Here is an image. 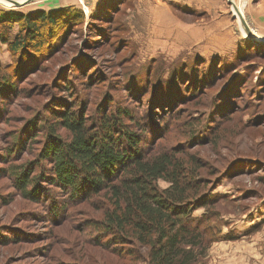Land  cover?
Wrapping results in <instances>:
<instances>
[{
	"label": "rangeland",
	"instance_id": "1",
	"mask_svg": "<svg viewBox=\"0 0 264 264\" xmlns=\"http://www.w3.org/2000/svg\"><path fill=\"white\" fill-rule=\"evenodd\" d=\"M233 3L264 39V0ZM63 7L84 17L60 19L66 23L50 30L54 37L47 34L51 43L39 53L12 52L0 41V64L13 83L0 93V264H147L145 247L101 230L100 195L68 200L43 179L33 196L15 183L11 171L19 167H29V177L48 172L50 159L41 154L51 139L39 119L72 106L91 127L124 109L142 126L121 119L140 136V148L177 149L192 170L191 197H211L193 210L208 212L200 227L211 233L193 248L191 264H264V43L243 33L232 1L33 0L13 7L0 0V9L24 12ZM56 131L69 136L60 125Z\"/></svg>",
	"mask_w": 264,
	"mask_h": 264
},
{
	"label": "trees",
	"instance_id": "2",
	"mask_svg": "<svg viewBox=\"0 0 264 264\" xmlns=\"http://www.w3.org/2000/svg\"><path fill=\"white\" fill-rule=\"evenodd\" d=\"M73 10V7L26 12L0 9V26L7 28L0 30V41L6 42L12 52L31 49L33 54L39 53L51 43L47 42V34L54 37L50 30H60L66 23L60 19L74 21L79 15L84 17L82 10L76 9L78 14ZM38 22L46 33L39 31ZM12 25L18 26L13 34L9 29ZM6 70L0 64V93L13 87ZM71 108L50 111L49 117L39 119L47 139H51L41 154L50 159L49 174L39 170L29 177V167L12 170L22 193L38 194L39 183L44 179L66 190L68 200L100 195L106 200L100 227L113 235V241L130 240L135 249L145 247L147 264H191L195 257L193 248L202 244L203 234L211 233L208 225L200 227L209 220L208 212L193 216V210L206 205L211 197H191L192 170L183 167L176 156L177 149L152 153L140 148V136L121 123L122 117H131L124 109L103 115L92 121L95 126L91 127L82 112ZM51 116L54 123L47 122ZM130 124L142 129L133 116ZM57 125L69 133L67 138L57 133ZM160 179L168 185L159 187Z\"/></svg>",
	"mask_w": 264,
	"mask_h": 264
},
{
	"label": "water",
	"instance_id": "3",
	"mask_svg": "<svg viewBox=\"0 0 264 264\" xmlns=\"http://www.w3.org/2000/svg\"><path fill=\"white\" fill-rule=\"evenodd\" d=\"M7 2L10 3V5L12 6H15V7H18V6H21V5H25L33 0H23L22 2H19L18 0H5ZM232 1V5L233 7L236 8V5L233 3V0H230ZM237 14H238V18L240 20V23L243 27V33L251 40L257 42V43H264V39H259L257 34L255 33V31L248 25L247 21L245 20V17L239 12L237 11Z\"/></svg>",
	"mask_w": 264,
	"mask_h": 264
},
{
	"label": "bare ground",
	"instance_id": "4",
	"mask_svg": "<svg viewBox=\"0 0 264 264\" xmlns=\"http://www.w3.org/2000/svg\"><path fill=\"white\" fill-rule=\"evenodd\" d=\"M3 1H5V0H3ZM22 1H23V0H21V1H19V2H22ZM5 2H7V1H5ZM7 3H9V2H7ZM9 4H10V3H9ZM11 6H12V5H11ZM21 6H23V5H21ZM13 7H15V6H13ZM19 7H20V6H19ZM232 8H233V10H235V13H236L235 15H236L237 18H238L237 11H239V10L237 9V6H236V8H235V7H232ZM239 12H240V11H239ZM161 13H162V12H160L159 16L161 15ZM163 13H164V12H163ZM240 13H241V12H240ZM164 14H165V13H164ZM241 14H242V13H241ZM242 15H243V14H242ZM238 19H239V18H238ZM239 21H240V20H239ZM157 22H158V21H157ZM159 24H160V23H159ZM162 24L165 25V24H166V21H165V24H164V22H162ZM173 24H174L173 22H172V23L169 22L168 25H165L164 27H166V26H171V25H173ZM163 25H162V26H163ZM240 25H241V23H240ZM175 26H176V25H175ZM241 27H242V25H241ZM159 28H160V26H159ZM159 28H158V30H159ZM167 28H168V27H167ZM155 29H156V28H155ZM161 29L163 30V29H165V28H161ZM161 29H160V30H161ZM242 29H243V27H242ZM257 36H258V38L263 39V37H260L259 35H257Z\"/></svg>",
	"mask_w": 264,
	"mask_h": 264
},
{
	"label": "crops",
	"instance_id": "5",
	"mask_svg": "<svg viewBox=\"0 0 264 264\" xmlns=\"http://www.w3.org/2000/svg\"><path fill=\"white\" fill-rule=\"evenodd\" d=\"M21 1V0H20ZM62 2H63V5L67 2V0H62ZM56 5H58L59 4V1H58V3H55ZM200 4V3H199ZM53 7V5H50L49 6V8H52Z\"/></svg>",
	"mask_w": 264,
	"mask_h": 264
}]
</instances>
